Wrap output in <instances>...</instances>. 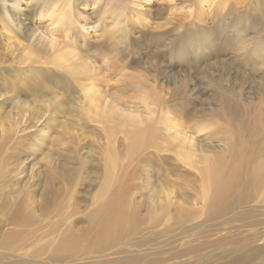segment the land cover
<instances>
[{
	"label": "rangeland",
	"instance_id": "rangeland-1",
	"mask_svg": "<svg viewBox=\"0 0 264 264\" xmlns=\"http://www.w3.org/2000/svg\"><path fill=\"white\" fill-rule=\"evenodd\" d=\"M74 1L71 0L74 10L70 37L64 42L68 33L59 32L55 39L65 52L70 49L69 60L73 61L70 63L83 71L81 86L71 85L66 90L63 81L59 87L51 85L50 89L56 88L51 94V90L29 91L22 86V80H19L22 92L15 93L10 88L14 65L20 78L26 76L30 83L36 81L33 78L36 65L28 60L20 64L26 51L19 53V45L14 43L26 45L27 40L9 25L0 0V264H33V255L39 251L43 252L36 258L37 264H54L49 260L53 248L47 246L49 243L56 246L59 238L55 236L68 226L75 231L85 230L100 203L110 198L111 193L125 189H130L131 206L138 208L139 216L134 229L125 226L124 230L129 232L124 236V245L102 258L88 255L58 264H112L113 260L127 263L125 252L135 258L132 264H264V252L260 258L242 262L238 258L245 256L248 248L233 251L238 242L249 243L252 238L256 240L253 246L263 247L264 221L260 220L262 224L253 228L245 227L249 219L240 223L228 215L214 222L208 220L204 204L196 199L203 190L201 172L186 167L173 174L151 171L140 174L136 169L138 155L130 160L123 153L130 143L121 130L124 126H138L162 131L161 113L178 110L173 113L179 114L177 119L170 122L190 119L193 126L203 129L197 138L201 135L209 146L225 149L224 144L207 136L234 124L238 131L235 134L243 143L251 149L264 148V77L253 70V62L242 60L243 56L235 49L239 42L234 34L237 29L229 26L239 17L243 36L252 37L253 42L258 38L264 40L260 2L125 0L112 16L108 13L109 0H83L80 9ZM32 4L31 0H21V18L25 15L28 27L39 34L52 30L53 19L49 14L54 15V9L49 8L40 19L31 13L35 8ZM256 24L257 32L253 30ZM227 25L229 38L221 34ZM198 27L211 31L212 39L202 38L194 56L177 59V49L189 41L193 34L190 31ZM163 36L168 37L162 38L163 41L156 39ZM166 41L172 45V54L171 48L166 52L163 46ZM84 43L87 46L83 47ZM30 50L33 59L36 52ZM88 84L93 89L89 95ZM157 93L158 106L152 107ZM51 100L58 105H50ZM111 113L116 116L131 113L128 119H136L138 124L113 123L109 120ZM139 118L144 119L143 124L138 122ZM111 130L117 134L114 143L109 139ZM110 155L115 161L112 168L108 166ZM226 156L229 161V155ZM163 193L171 197L170 216L164 219L147 216L159 196L167 197ZM19 207L24 208L21 214H17ZM51 221L58 222V232H49ZM117 251L120 253L115 254Z\"/></svg>",
	"mask_w": 264,
	"mask_h": 264
},
{
	"label": "bare ground",
	"instance_id": "bare-ground-1",
	"mask_svg": "<svg viewBox=\"0 0 264 264\" xmlns=\"http://www.w3.org/2000/svg\"><path fill=\"white\" fill-rule=\"evenodd\" d=\"M31 1L35 5L34 6L35 8H32L33 10L31 11V13L34 15H39L40 19L45 17L44 13H46V11L49 8L50 10L54 9L53 11L56 17L54 15L49 14L50 11L47 12L51 17V19H53L52 22L53 28L52 30H49V32H51L49 37H47L48 36L47 33L49 32H46L44 34H42L43 33L42 32L41 34H39L35 30L32 31V29L28 27L26 19L24 18L25 15L23 16V18H21V10L19 9L21 0H13V1L1 0L4 10L2 14L5 15V17L7 18L9 25L15 27L18 36H21L27 40L26 45L21 42L14 43L19 45L18 47L19 53L22 52V50L24 52L26 51L25 55L22 58V60L24 59V62L20 64H25L26 61L28 60L31 61L33 65L34 64L36 65L33 74V78L36 79L35 83H30L26 76L24 78H20L19 69L17 65H14L15 67L13 66V68L10 71L11 77L14 78L12 79V82H10V88L15 93L22 92L23 88H21V85L19 84V80H22V86L26 87L27 90L35 93H48L50 90L53 92V90H55L56 88L53 87V89L52 88L50 89L51 85L55 87H59V85L62 84L63 81L66 86L63 88H65L66 90L71 89V85L78 86L80 83L81 86V82L79 81V79L82 78L83 71L81 72L74 65H72V63H70L72 61L69 60L70 57L68 55L70 49L68 50V52L67 51L65 52V50H63V46H61L59 42L56 41L57 39H55L56 37L60 36L59 32L66 34L68 33L65 36V38H63L64 42H66L67 37H70L71 34L70 30L72 28L70 27V22H71L70 19H73L72 11L74 10L72 7L73 3L71 2V0H31ZM60 1L64 3L63 6L60 5L61 4ZM124 1L125 0H109L110 9L108 10V13H110L111 15L114 13H118V6L122 4V2ZM223 1L226 2V0ZM76 2L78 3L77 9H80L81 5H84L83 0H76L74 1L75 7L77 4ZM254 2L257 3L260 2L259 4H261V7L263 8L262 14H264V0H254ZM117 16L119 17V14ZM240 24H241V19L238 17L235 18L233 22L229 25L232 28L237 29V32H235L234 34L239 42L236 45L235 49L239 52L241 56H243L242 60L246 62H253V70L256 73H258L259 76L262 75V77H264V68H263L264 40L258 38L253 42L252 37L247 38L248 35L246 37L243 36L244 34L241 33ZM121 26L124 27V25ZM229 26L227 25L221 29V34H223V36L226 38L230 37L228 34L230 31ZM258 27H259L258 24L254 25L253 30L257 32ZM82 32L84 31L82 30ZM190 32H193V34H191L189 41L181 45L175 53V57L179 60L189 55L191 56L193 55V53L196 54V46L199 44V41L202 40V38H205L209 41V39H212L213 37V33H211V31L209 32L208 30L202 29L201 27H198L195 29V31H190ZM12 34L14 33L12 32ZM12 34H10L11 38H15L13 37ZM75 37L77 38V36ZM166 37L164 36L160 38L156 37V39L157 40L161 39V41H163L162 38H166ZM158 42L160 43V41ZM166 42H164L163 46L164 47L166 46L165 47L166 52L168 51V48L169 49L171 48L169 53L172 54L173 53L172 45L168 41ZM162 44L163 43H161V45ZM85 46L87 45H85L84 43L83 47ZM30 47L36 52V55L33 57V59L31 58L32 55L29 52L31 51ZM66 47L68 48L71 46L67 45ZM205 49L208 50L206 46ZM12 51H14L13 42H12ZM79 62L80 61L76 63ZM67 63L68 64L70 63V65H67ZM85 63L87 62L85 61ZM83 68L84 66L82 67V69ZM86 79L88 81H92L90 78H86ZM87 87L89 88L86 89V93L87 95H89L90 91L93 90L92 85L88 84ZM51 94H54V92ZM199 95L201 94L198 92L197 97H200ZM193 96L196 97L195 94ZM1 97L2 96L0 95V98ZM159 97L160 96L158 93L155 94V100H153L152 102V107L158 106L156 102L159 100ZM185 99L190 101V99L187 97ZM55 102L56 101L51 100L50 105L52 104L58 105V102L57 103ZM229 103L230 102L226 103V105ZM180 106H184V105L181 104ZM174 111L170 112L166 110L161 113L162 115L161 118H163L161 122V124L163 125L162 131L154 130L153 127L147 130L146 127L141 128L138 126H133V127L127 126L128 128H124L125 127L124 125H122L124 127L120 126V128L122 127L121 130H123L124 136L127 137L126 139L130 143V145L126 147V150L124 148V152H123L124 155L125 154L128 155L130 160H134L139 157V159L136 161L137 172H139L140 174L143 173L146 174V172L148 171L158 172L159 174L160 172L173 174V172H177V173L181 172V170L186 169V167H189L190 170L191 169L198 170L199 173L201 172L202 174L200 175L201 176L200 182L203 183L204 187L200 186L202 187L201 189H203L201 191L202 193L195 195H197L196 199L200 201V203L204 204V209L206 211L204 214L207 216L208 220L214 222L219 219H224V217H227L226 215H228L232 217L231 219L233 221H237L240 223L241 221L249 219L250 222L245 227H253L262 224L264 221V148L251 149V147H248L245 143H243L240 140V137L235 134L238 131L234 129L236 127L234 124H231L229 128H219L220 130H218L216 133L207 136L208 138H211L213 141L218 140L219 142L224 144L226 146L225 149L219 148L218 146H212V145L209 146V144L207 145L204 142V139H201L200 137L201 135H199L200 139L197 138L198 134L203 132V129L201 128V126L198 125L193 126L191 124L190 119L188 120L187 118L183 121L181 120L180 122H174V121L170 122L173 119H177V116L179 115V114L174 115L173 114ZM150 113L149 115H151ZM154 114L155 112L152 113V115ZM130 115L128 113L127 114L121 113L118 116H116V114L111 113L109 120L113 123L115 121H118L119 124H122V122L124 124L125 121L138 124L137 121H135L136 119L134 120L128 119V116ZM142 121H144V119L142 120L140 118L138 119V122H140L141 124H143ZM109 134H110L109 139L110 141L113 142L116 132L114 130H111ZM147 151L149 152L146 153ZM138 152L140 153L138 154ZM136 155H138L137 158ZM226 155H229L230 157L229 161H227ZM174 158H176V160ZM173 159L175 161H173ZM200 160L203 165L200 164ZM178 161H181L182 163ZM114 165H115V161L110 155V161L108 162V166L112 168L114 167ZM106 180L108 181L110 180V178ZM168 181L169 180H167L166 182L165 180L166 183H168ZM107 185L108 182L104 184V190L107 188ZM129 190L130 189H125L124 192L122 191L123 193L114 191L115 193L113 195L111 193L110 198H108L107 200H103L100 203L101 205L96 209V211L90 217L89 224L85 228V230L75 231L72 226H68L61 233H58V237L55 236V239L59 238L56 246H54L53 243H49L47 246L53 248L52 253L49 255V260L54 264L56 263L58 264V262H67L68 260H72V259L77 260L82 256L84 257L88 255H95L96 257L102 258L107 253H109V251L111 250L113 251L114 249H119L122 245H124L123 243L124 236L127 235V233L129 232L124 230L125 226L128 224L129 228H133L134 223L139 216L138 208L131 206L132 203L130 202L131 200L129 198L130 195ZM182 193L184 194V191ZM163 194L166 195L167 197L162 199L161 198L162 196H159L158 202H155L154 206L149 207V212L147 216L160 217L161 219L170 216L169 205H171L170 203L171 197L170 194H166V193ZM22 209L24 208L19 207L17 209L18 211L17 214H21L20 211ZM183 213L184 211L182 212V214ZM260 220L262 223H260ZM59 228L60 226L58 222L52 223L51 221L48 225V229L50 233L58 232ZM218 228L219 227L217 226L214 229V231H217ZM240 231L243 230L240 229ZM251 231L250 233L253 232ZM53 241L54 240H52V242ZM255 242L256 240L252 238L249 243L241 241L236 244V249H234L233 251L241 248H248L247 249L248 253L245 256L238 258L239 261L248 262L250 260L260 258V255H262V253L264 252V246L263 247L253 246L252 243ZM201 247L203 248V246ZM197 248H199V246ZM197 248L195 247V250ZM200 249L201 248H199V251L202 250ZM41 252L43 251H39L33 255L34 258L33 261H35L33 262V264H37L36 258H38V255ZM118 253H120V251L119 252L117 251V253L115 254ZM125 254H127L129 258L127 263L113 260L114 262L112 264H132L135 262V258L130 253L125 252ZM97 261L101 262V260H97ZM97 261H95V263Z\"/></svg>",
	"mask_w": 264,
	"mask_h": 264
}]
</instances>
